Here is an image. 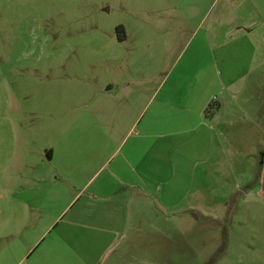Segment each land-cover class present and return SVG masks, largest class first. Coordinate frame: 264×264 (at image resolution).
<instances>
[{
    "label": "rangeland",
    "instance_id": "obj_1",
    "mask_svg": "<svg viewBox=\"0 0 264 264\" xmlns=\"http://www.w3.org/2000/svg\"><path fill=\"white\" fill-rule=\"evenodd\" d=\"M253 57L251 72L237 82L244 87L243 99H236L226 87L234 69L228 76L218 74V69L226 72L224 64L230 59L232 66L235 60H248V69ZM177 84L183 90L188 84L201 87L197 96H187L177 92ZM144 85L149 97L156 98L150 108L161 105L166 117L176 111V99L207 97L212 91L206 118L212 128L208 149L216 151L215 158L222 147L244 161L233 156L242 161L239 169L186 166L193 178L191 204L187 203L203 206L202 215L221 219L203 220L222 225L214 234L228 228L233 235L242 221L240 226H245L247 207H252L240 200L237 187L252 188L259 179L255 154L257 162L264 160V0H0L1 246L5 230L12 235L7 236L9 245L18 249L24 197L46 207L44 214L41 209L30 216L28 210V216L44 215L47 222L73 192L67 190L70 181L60 178L57 158L73 159L74 127L80 119L87 123L86 109L97 96L112 100ZM191 136L180 134L179 139L191 146ZM51 157L52 163L46 159ZM28 174L30 183L24 185ZM56 183L59 188L53 195ZM218 200H228L229 205ZM174 220L170 226L183 227L182 219ZM227 233L216 251L221 256L223 250H232ZM171 238L167 244L165 238L157 239L150 251L156 252L153 264H199L186 257L183 261L176 252L174 261L167 262L177 245ZM5 244L0 246V261L10 264Z\"/></svg>",
    "mask_w": 264,
    "mask_h": 264
},
{
    "label": "crops",
    "instance_id": "obj_2",
    "mask_svg": "<svg viewBox=\"0 0 264 264\" xmlns=\"http://www.w3.org/2000/svg\"><path fill=\"white\" fill-rule=\"evenodd\" d=\"M255 57L252 61L249 59L248 69V60L242 62L240 59L237 63L235 60L233 66L231 59L224 64L226 72L218 69L222 76H228L234 69L226 87L232 89L236 99H243L244 87L239 88L237 82L251 72ZM209 68L211 72L215 71L212 66ZM178 86L177 92L180 90L187 96L196 95L201 87L188 84L183 90ZM146 88L144 85L132 95L112 96V100L99 95L95 104L87 106V123L82 124L80 119L74 127L73 159L57 158L61 162H57L61 167L58 170L60 178L70 181L67 190L72 188L73 192L66 194L64 205L47 222L42 220L44 215L33 219L28 216V210L32 216L33 211L37 214L41 209L44 214L46 207L42 202L29 203L24 197L26 218L18 220L21 225L18 249L13 247L16 244L9 245L11 241L7 236L12 238V235L4 230L6 260H13L10 264H25L30 260L28 264H124L126 261V264H153L156 252L150 251L156 247L157 239L165 238L167 244L173 239L171 236L177 245L171 250V258L167 256V262L174 261L172 257L176 252L183 261L186 257L199 264H264V170H258L264 160L257 162L258 153L255 154L253 166L259 172V179L253 187H237L240 200L247 201L246 204L252 207H247L245 226H240L244 224L242 221L233 235L228 228V233L219 230L220 233L214 234L215 228L222 225L203 223V220L221 219L202 215L206 212L203 206L190 205L188 198L193 178L191 168L186 166L232 169L236 166L239 169L244 160L235 153L227 154L222 147L215 158L216 151L212 153L208 149L212 128L206 118L212 91L207 97L202 94L197 98V94L184 101L176 99V111L166 117L161 105L150 108L156 98L149 97ZM177 97L180 98L179 94ZM107 100V105L100 104ZM241 103L237 104L240 108ZM222 106L221 115H224ZM225 106L231 109L228 104ZM147 111L150 114L147 115ZM98 121H101L100 125ZM180 134H191L189 140L193 145L187 146L179 139ZM67 142L65 140L63 144ZM195 142L197 147L191 150ZM46 159L52 163L55 158ZM29 176H25L24 185L30 183ZM58 186L56 183L51 194H56ZM218 201L229 205L228 200ZM177 217L183 220L182 228L170 226ZM226 233L232 250H223L221 256L216 251Z\"/></svg>",
    "mask_w": 264,
    "mask_h": 264
},
{
    "label": "trees",
    "instance_id": "obj_3",
    "mask_svg": "<svg viewBox=\"0 0 264 264\" xmlns=\"http://www.w3.org/2000/svg\"><path fill=\"white\" fill-rule=\"evenodd\" d=\"M119 29H120V27L118 28V30H119ZM120 39H121V40H124V39H125V36H124V37H121V36H120Z\"/></svg>",
    "mask_w": 264,
    "mask_h": 264
}]
</instances>
